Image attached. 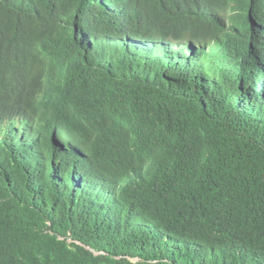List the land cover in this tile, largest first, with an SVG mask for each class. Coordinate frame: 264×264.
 Segmentation results:
<instances>
[{
  "label": "trees",
  "instance_id": "obj_1",
  "mask_svg": "<svg viewBox=\"0 0 264 264\" xmlns=\"http://www.w3.org/2000/svg\"><path fill=\"white\" fill-rule=\"evenodd\" d=\"M0 264H264V0H0Z\"/></svg>",
  "mask_w": 264,
  "mask_h": 264
},
{
  "label": "clouds",
  "instance_id": "obj_2",
  "mask_svg": "<svg viewBox=\"0 0 264 264\" xmlns=\"http://www.w3.org/2000/svg\"><path fill=\"white\" fill-rule=\"evenodd\" d=\"M117 191V190H116Z\"/></svg>",
  "mask_w": 264,
  "mask_h": 264
}]
</instances>
